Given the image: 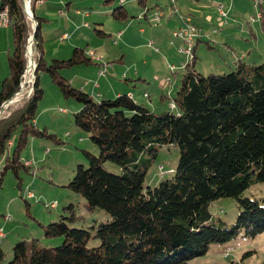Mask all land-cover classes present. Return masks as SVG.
<instances>
[{
    "label": "trees",
    "instance_id": "1",
    "mask_svg": "<svg viewBox=\"0 0 264 264\" xmlns=\"http://www.w3.org/2000/svg\"><path fill=\"white\" fill-rule=\"evenodd\" d=\"M33 1L37 0H32V7ZM140 3L146 6L144 0ZM259 5L264 21V3ZM5 7L13 50L0 106L19 89L29 37L20 0H1L0 11ZM121 10L114 8L119 16ZM35 20L40 55L34 90L0 116V156L6 155L0 185L3 174L12 168L22 189L18 172L31 168L21 153L23 143L33 137L58 140L47 126L35 122L44 96L40 83L44 72L66 97L81 102L75 122L99 146V154L85 150L87 162L77 165L68 187L84 196L89 209L99 207L110 218L94 223V232L73 225L80 216L70 203L64 206L68 214L44 225L46 235L63 236L62 243L44 245L38 237L19 239L8 264H189L212 244L264 232V196L245 194L251 185L264 181V63L248 67L241 62L228 72L202 74L195 69V44L193 58L183 67L175 94L169 96L175 108L154 110L128 93L96 99L73 85L63 69L93 61L87 48L75 47L69 58L45 61L39 40L41 20L36 15ZM16 128L20 129L19 147L11 153L9 142ZM170 144L179 148L172 175L145 187L160 147ZM107 162L116 168H109ZM221 197L236 200L233 221L214 216L211 205ZM92 239L99 242L92 244Z\"/></svg>",
    "mask_w": 264,
    "mask_h": 264
},
{
    "label": "rangeland",
    "instance_id": "2",
    "mask_svg": "<svg viewBox=\"0 0 264 264\" xmlns=\"http://www.w3.org/2000/svg\"><path fill=\"white\" fill-rule=\"evenodd\" d=\"M42 1L43 0H38L36 2ZM76 1L81 3L79 5H81L84 10H90L91 8L94 10L100 7V5H106L104 0ZM119 1L120 0H113V2H110L111 7L119 5ZM153 1L154 0H150V2ZM190 1L197 5L204 3L206 6H211L213 2V0ZM215 1V3H217L216 7H218L219 3L225 5L228 9V16L225 21V18L220 16L218 11H216L217 8L209 9L208 7H203L199 9V13L195 12V21H198V24L202 25L201 27L205 29V37L200 41L196 51V71L202 74L222 73L236 69L241 62L247 64L248 67L255 63H264V21L258 18L262 9L257 1ZM35 4L36 3L33 1V8L35 7L37 11V6H35ZM124 5L129 9L130 13H134V15H137L140 11V8L135 6V0H127ZM202 9L207 11V14L212 15L209 16V20L205 19V16L201 14V12H203L201 11ZM169 11L170 6H168V11L163 10L165 15H169ZM63 12V9L58 11L59 14ZM134 20L136 22L134 23L135 25H139L142 21L140 20L139 22L138 17H135ZM210 20L215 24L219 23V25H223V27L213 33H209L208 31H211L210 29H212L213 25ZM87 21H90L89 18H87ZM93 25L94 23H92V26ZM158 25L159 24L147 25L144 23V26L147 28H154ZM162 25H164V23L160 24V26ZM34 28L35 26L31 27L30 32V27L28 26L30 33L25 54L26 51L28 52L30 50V45H32L31 50H33L34 63L37 65V58L40 55V51L35 39H31ZM172 35L174 36V31ZM29 39L32 41L30 42ZM111 41L113 42V39ZM156 45H158L162 51L166 52V48H164L162 44L158 43ZM114 46H117V44H114ZM242 54H245V56H242ZM178 56L179 58L173 62L178 63L179 59L186 60L184 54ZM172 60L173 58L167 55L166 65ZM188 62H190V60ZM35 64H33L32 70L26 73L22 86H19L20 90L18 89L16 100L10 103L8 107H4L5 111L3 115H7L11 110L20 105L25 98L32 94L35 81V75L33 73ZM182 65L183 64H181L180 67H182ZM70 68L71 67H67L63 69L64 73L67 72V70H71ZM113 71H116L119 75L122 74V69H120L119 72L118 69H113ZM42 75L43 77L41 80ZM113 75H115L116 80L111 79L112 82L119 83L118 79L123 80L122 77L114 72ZM181 77L182 73L179 72L177 74V86L172 95L175 94ZM96 78L97 77L93 75L92 81ZM105 82V78L100 79V90H103ZM40 83L44 90V96L39 101L37 117L40 116V125L42 127H51L49 129L50 132L55 133L58 140L56 141L53 138L47 137H36L37 140H44V142H46V144L41 145L37 153V147L33 146L31 139L21 146L23 157L32 159L33 163L30 161L27 162L28 165L32 163L31 168L29 170L22 168L18 173L22 178V188L24 190L30 189L32 195L21 194V187L18 185V175L12 168H9L3 174L0 185V231L2 230L4 235H0V254L1 252L3 253V257H0V264H8V261L12 257L13 245L19 239L30 240L33 237H38L44 245H57L62 243L64 240L63 236L46 235L44 225H47L51 221L58 220L63 213L67 212L64 206L70 203L75 205V211L80 216L73 225L89 228L94 232V228H92L94 223L107 221L110 218L109 213L99 207L89 209L86 205L87 202L84 196L68 187L70 179L75 174L77 165L79 163L86 164L87 162L85 150H89L94 154H99V146L91 140L89 132L79 127L75 122L74 113L80 109L81 102L73 96L66 97L47 73H40ZM59 92L61 95H59ZM166 92L167 90H165V92L163 91V94H166ZM57 98L60 102H57ZM42 104L48 106L56 105L55 107L57 110L50 109L49 112L42 113ZM164 104H169V98L164 100ZM58 107H63L64 112L59 111ZM15 132V137L17 139L14 148H11L13 151L19 147L20 129L16 128ZM5 156L6 155L0 156V176L5 165ZM178 157V146L175 144L162 145L159 149L158 156L147 172L145 187L155 186L161 179L170 177L174 171ZM107 165L109 168H116L113 163L107 162ZM245 194L251 197L264 196V181L251 185L245 190ZM53 201L58 202L55 208L49 205ZM211 209L215 217H221L227 221H233L238 212L237 202L232 197H221L215 200L211 205ZM98 242V239H92L90 241L92 244H97ZM234 263L264 264V232L257 234L255 237L239 235L224 243L212 244L205 254L195 256L189 260V264Z\"/></svg>",
    "mask_w": 264,
    "mask_h": 264
},
{
    "label": "crops",
    "instance_id": "3",
    "mask_svg": "<svg viewBox=\"0 0 264 264\" xmlns=\"http://www.w3.org/2000/svg\"><path fill=\"white\" fill-rule=\"evenodd\" d=\"M126 1L120 0V4L117 5L122 9L121 16L118 15V11H114L116 6L111 7L110 2H113V0H104L106 5H100L94 10L92 8L84 10L79 5L81 3L76 0L35 1L37 11L34 7L33 12L41 20L39 40L42 58L47 62H51L54 58H69L75 47L93 50L95 52V57H91L93 61L76 64L71 66V70H67L65 73L63 71L73 85L89 92L96 99L116 97L121 93H128L138 103L142 102L154 110L169 109L171 99H169L167 105L164 104V100L172 95L177 86V74L182 73L183 70V67H180L181 64L189 61L188 57L178 50L183 44L182 39L174 37L172 32L178 26L185 25L183 16H191L194 22L198 24V21H195V12L199 13V9L203 7L217 8L216 11H218L217 3L213 0L211 6H206L204 3L194 4L190 0H177L180 14L172 16L167 14L160 22H155L151 20V16L160 9L168 11V0H154L153 2L144 0L146 6L140 3V0H135V6L140 8L137 15L130 13L129 9L125 7L124 3ZM61 9L64 12L59 14L58 11ZM201 11H203L201 14L205 16V19L212 16L203 9ZM135 17L139 18V22L142 20V24L135 25ZM87 18L90 21H87ZM258 18L261 19L259 15ZM210 21L213 25L211 31H208L209 33L223 27L219 23L215 24L212 20ZM92 23H94L93 26ZM144 23L159 25L154 28H147ZM161 23H164V25L160 26ZM204 37L205 29L202 27L201 35L196 43V51ZM158 43L166 48V52L156 45ZM114 44H117V46H114ZM12 50V27L8 22L3 23L0 18V92L3 80L11 73L9 56ZM180 54H184L186 60L179 59L178 63L173 62L179 58L178 55ZM167 55L172 57L173 60L166 65ZM242 56H245V54H242ZM170 64H174L176 67L172 70ZM113 69H118V72L122 69V74L119 75ZM113 72L122 77L123 80L118 79L119 83L112 82L111 79L116 78ZM93 75L97 78L92 81ZM42 77L43 75L41 80ZM102 78H105L106 82L103 90H100V79ZM165 90L167 92L163 94ZM59 95H61L60 92ZM57 102H60L58 98ZM55 106L42 104L41 111L42 113L49 112L50 109L56 111ZM58 110L64 112L63 107H58ZM35 122L41 126L40 116L36 117ZM16 139L14 137L9 142L11 148L15 145ZM31 143L34 147H37L36 153L39 152L41 145L46 144L44 140H37L36 137L31 138ZM21 153L23 154L22 151ZM24 160H27L26 163L32 162V159L24 158ZM32 163L30 166H32ZM23 190L22 188L21 193L26 195L25 190Z\"/></svg>",
    "mask_w": 264,
    "mask_h": 264
},
{
    "label": "built area",
    "instance_id": "4",
    "mask_svg": "<svg viewBox=\"0 0 264 264\" xmlns=\"http://www.w3.org/2000/svg\"><path fill=\"white\" fill-rule=\"evenodd\" d=\"M258 4H262L264 3V0H256ZM169 2V6H170V10H171V16L174 14H180V8L179 5L177 3V0H168ZM22 9L25 13L26 16V20L28 22V26L32 27L31 25V16H35L34 12H33V7H32V0H20ZM218 11L220 16L225 18L226 21V17L228 16V9L225 7V5L223 3H219L218 4ZM259 16H262V13L259 14ZM0 18L2 20L3 23H7L8 22V8L5 7L3 10L0 11ZM163 16L161 15V13L159 11H156L152 16H151V20L155 21V22H160L162 20ZM183 21L185 22V25L182 26H178V28L174 29V37L176 38H180L183 41V44L179 47V51L184 53L189 60H191V58L193 57L194 53H193V48L198 40V38L201 35L202 32V27L197 24L196 22H194V20L192 19L191 16H183ZM224 22V21H223ZM226 23V22H224ZM87 24V23H86ZM30 33V32H29ZM29 41L31 42V39H29ZM32 48V45H30ZM30 50L25 54L26 60H27V68L25 69L24 73L22 74L21 77V82L20 85L22 86L23 80L26 76V72L29 69V67L31 66V64H35L34 63V56H33V50ZM87 54L90 55L91 57H95V52L93 50H87ZM183 66H186V62L182 63ZM176 66L173 64H170V68H175ZM17 94V93H16ZM23 95V94H22ZM170 106L172 108H175V103L174 101L170 102ZM26 195H32V191L30 189L25 190ZM58 204V202L53 201L51 202L50 207H56ZM48 205V204H46ZM0 235L3 236V232L2 230L0 231Z\"/></svg>",
    "mask_w": 264,
    "mask_h": 264
},
{
    "label": "water",
    "instance_id": "5",
    "mask_svg": "<svg viewBox=\"0 0 264 264\" xmlns=\"http://www.w3.org/2000/svg\"><path fill=\"white\" fill-rule=\"evenodd\" d=\"M36 29H37V23H36V25H35L34 32H33V40L35 39V36H36ZM35 71H36V66H35V69H34V75H35ZM18 91H19V90H18ZM18 91L15 92L11 97H9V98H7V99H5V100L3 101L2 105L0 106V116H1V114L5 111V109H4V105H5L6 103H8V102L13 101V99L16 97V93H18Z\"/></svg>",
    "mask_w": 264,
    "mask_h": 264
},
{
    "label": "bare ground",
    "instance_id": "6",
    "mask_svg": "<svg viewBox=\"0 0 264 264\" xmlns=\"http://www.w3.org/2000/svg\"><path fill=\"white\" fill-rule=\"evenodd\" d=\"M161 10V9H160ZM160 13H161V15L164 17V15H165V12H163L162 10L160 11ZM171 15V10L169 11V16ZM31 19H32V22H31V25H32V27H34L35 25H36V20H35V16H31ZM31 39H33V35H32V38ZM32 41V40H31ZM193 58V57H192ZM35 61V60H34ZM32 66H33V64H31V66L29 67V69L27 70V72H29V70L31 71L32 69ZM35 66H36V64H35ZM34 69H35V67H34ZM171 69H173V68H171ZM26 72V73H27ZM33 73H34V70H33ZM16 100V97L13 99V101H11V102H8V103H6L5 105H4V107H8L9 106V104L10 103H12V102H14Z\"/></svg>",
    "mask_w": 264,
    "mask_h": 264
}]
</instances>
